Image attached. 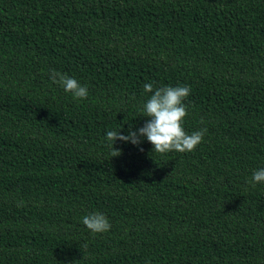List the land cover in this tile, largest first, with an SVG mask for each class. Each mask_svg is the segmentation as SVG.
<instances>
[{
    "label": "trees",
    "instance_id": "1",
    "mask_svg": "<svg viewBox=\"0 0 264 264\" xmlns=\"http://www.w3.org/2000/svg\"><path fill=\"white\" fill-rule=\"evenodd\" d=\"M146 83L190 86L204 139L111 158ZM260 168L264 0H0V264H264ZM97 212L109 231L82 223Z\"/></svg>",
    "mask_w": 264,
    "mask_h": 264
},
{
    "label": "clouds",
    "instance_id": "2",
    "mask_svg": "<svg viewBox=\"0 0 264 264\" xmlns=\"http://www.w3.org/2000/svg\"><path fill=\"white\" fill-rule=\"evenodd\" d=\"M51 79L53 83L59 84L66 93H71L74 98L84 99L88 96L87 86L82 85L75 78L53 71ZM144 90L153 92V85L146 83ZM190 94L191 88L187 85L164 86L155 89L142 107L143 117L147 118L142 127L133 131L130 126L126 135L121 134L120 129L107 131L106 139L111 148V158L121 155V150L113 147L117 140L138 146L146 138L153 145V150L160 154L171 151L181 153L193 151L202 143L207 128L191 133L185 131L183 125L188 112L184 101ZM252 181L253 186L255 183L264 182V168L253 172ZM82 223L92 233H105L111 228L108 218L98 212L84 216Z\"/></svg>",
    "mask_w": 264,
    "mask_h": 264
}]
</instances>
